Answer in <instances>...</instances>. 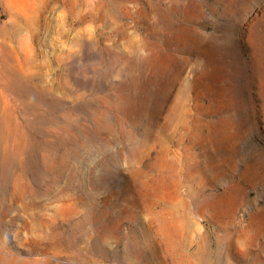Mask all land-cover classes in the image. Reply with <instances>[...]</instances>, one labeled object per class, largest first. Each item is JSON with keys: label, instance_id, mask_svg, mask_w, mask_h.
Instances as JSON below:
<instances>
[{"label": "rangeland", "instance_id": "obj_1", "mask_svg": "<svg viewBox=\"0 0 264 264\" xmlns=\"http://www.w3.org/2000/svg\"><path fill=\"white\" fill-rule=\"evenodd\" d=\"M0 264H264V0H0Z\"/></svg>", "mask_w": 264, "mask_h": 264}]
</instances>
